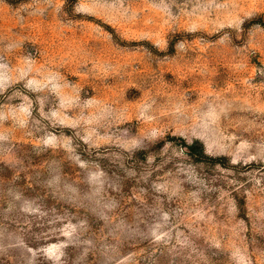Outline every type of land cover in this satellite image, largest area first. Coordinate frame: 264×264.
Masks as SVG:
<instances>
[{
  "label": "rangeland",
  "instance_id": "obj_1",
  "mask_svg": "<svg viewBox=\"0 0 264 264\" xmlns=\"http://www.w3.org/2000/svg\"><path fill=\"white\" fill-rule=\"evenodd\" d=\"M9 1L0 264H264V0Z\"/></svg>",
  "mask_w": 264,
  "mask_h": 264
},
{
  "label": "trees",
  "instance_id": "obj_2",
  "mask_svg": "<svg viewBox=\"0 0 264 264\" xmlns=\"http://www.w3.org/2000/svg\"><path fill=\"white\" fill-rule=\"evenodd\" d=\"M5 1L7 3H11V1L9 0H5ZM63 1L65 5H70V6H72L76 2V0H63ZM252 22H255V24L264 27V16L259 17ZM182 144L184 146L185 153L190 157H193L196 160H200L201 158L206 157V155L204 154L203 146L200 142L194 141L191 144H186L183 142Z\"/></svg>",
  "mask_w": 264,
  "mask_h": 264
}]
</instances>
